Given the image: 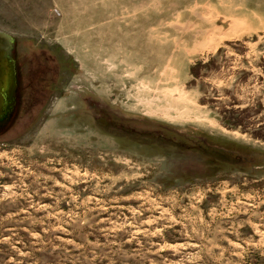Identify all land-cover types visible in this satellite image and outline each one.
<instances>
[{"label": "rangeland", "instance_id": "obj_1", "mask_svg": "<svg viewBox=\"0 0 264 264\" xmlns=\"http://www.w3.org/2000/svg\"><path fill=\"white\" fill-rule=\"evenodd\" d=\"M0 32V264H264V0H0Z\"/></svg>", "mask_w": 264, "mask_h": 264}, {"label": "water", "instance_id": "obj_2", "mask_svg": "<svg viewBox=\"0 0 264 264\" xmlns=\"http://www.w3.org/2000/svg\"><path fill=\"white\" fill-rule=\"evenodd\" d=\"M14 39L0 32V127L6 126L16 105L17 72Z\"/></svg>", "mask_w": 264, "mask_h": 264}, {"label": "flooded vegetation", "instance_id": "obj_3", "mask_svg": "<svg viewBox=\"0 0 264 264\" xmlns=\"http://www.w3.org/2000/svg\"><path fill=\"white\" fill-rule=\"evenodd\" d=\"M15 48H16V44H15V40H14L13 56H14V59H15L16 72H17V80H18L17 87H16V105H15V108H14V112H12L11 117L8 120V124L6 126L4 125V126L0 127V133H3L4 131H6V129L10 126V124H12V122L15 120V118L17 117V114L19 112V108H20V104H21V74H20V71H19L18 59H17V55H16ZM110 130L113 132L114 131V128L112 127V128H110ZM155 135L156 136H161L158 133L155 134Z\"/></svg>", "mask_w": 264, "mask_h": 264}, {"label": "trees", "instance_id": "obj_4", "mask_svg": "<svg viewBox=\"0 0 264 264\" xmlns=\"http://www.w3.org/2000/svg\"><path fill=\"white\" fill-rule=\"evenodd\" d=\"M200 66H201L200 64H196V65H195L194 67H192L191 70H190V74H191V76H192L194 79L198 78V76H199V72H197V71H198V69H199ZM232 126H235V125H232Z\"/></svg>", "mask_w": 264, "mask_h": 264}]
</instances>
